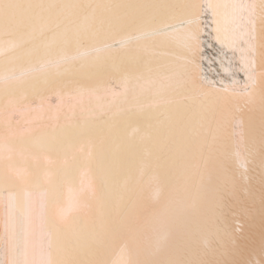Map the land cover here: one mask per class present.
I'll return each instance as SVG.
<instances>
[{"label": "snow or ice", "instance_id": "snow-or-ice-1", "mask_svg": "<svg viewBox=\"0 0 264 264\" xmlns=\"http://www.w3.org/2000/svg\"><path fill=\"white\" fill-rule=\"evenodd\" d=\"M98 12V22L93 24ZM78 18L84 23L76 24ZM46 32L52 35L45 36ZM119 32L124 35L117 37ZM25 43L31 44L34 54L26 61L27 66L19 65L16 55L0 60L6 69V74L0 76V85L8 95L6 111L0 109V115L7 116L5 132L0 134L4 141L0 152L7 156L0 155V159L11 160L14 149L10 141L52 146L61 141L67 129L98 127L96 141L88 138L63 143V160L44 157L48 164H66L69 156L75 159L83 154L77 168L79 187L68 175L62 176L65 204L56 203L54 209L60 224L67 223L70 214L90 222L97 207L92 175L94 149L97 143H105L106 128L112 134L113 157L121 147L129 152L123 181L110 176L108 193L117 200L124 199L123 191L129 195L138 193V199L133 201V211L123 219L117 213L115 218L102 221L98 230H92L87 252L79 251L85 259L78 260L69 258L75 250L64 246L59 225L48 223L47 191L39 193V212L35 215L32 193L25 191L24 207L20 209L16 194L8 191L0 196V264H101L89 257L99 256L105 250L114 256L105 264H158L155 257L168 249L172 225L184 210L186 198L171 197L161 210L151 212L143 220L136 207L148 212L145 200H151L152 205L160 203V192L146 197L140 180L144 168L160 167L165 158L157 152L150 165L148 158L153 157V152L148 143L162 147L173 136V129L162 133L161 128L165 121L171 122L169 106L175 103L177 95L181 99L213 97L202 108L197 122L202 126L204 112L211 113L204 132L205 137L211 132V139L205 138L193 147L189 138L182 136L176 143L184 147L177 146L175 150L181 153V166L199 174L195 203L200 219L194 223L199 225L210 214L221 226L217 237L221 242L223 237L228 239L227 248L214 264H264V0L107 5L0 0V57ZM4 45L10 47L5 49ZM214 48L213 55H208V50ZM257 58L261 84L258 128L253 114L245 131V121L238 115L233 117L232 109L239 113L247 108L254 113L249 106L255 101ZM93 100L105 103L93 104ZM134 108L141 112L151 110V117L156 118L155 124L148 123L147 130L140 134L138 152L118 133L113 134L117 127L114 118ZM213 118L217 122L215 130L210 127ZM229 124L233 128L231 133ZM195 135L199 137L200 133ZM257 156L258 195L251 187L254 177L249 168ZM172 160L175 162V157ZM137 163L140 175L134 186L128 188ZM230 163L233 168H229ZM120 171L117 164L113 172L118 176ZM51 175L45 173L46 183ZM158 180L155 173L150 178ZM238 191L245 201L237 198ZM225 198H232L234 204L226 205ZM257 203L259 232L253 230L245 237L240 234L236 209L241 208L251 218ZM229 216L237 221L235 228H230ZM149 232L154 236L152 244L147 243ZM204 240V248H187L190 258L186 262L177 256L169 264H210L207 257L215 255V250L208 246L207 236Z\"/></svg>", "mask_w": 264, "mask_h": 264}, {"label": "bare ground", "instance_id": "bare-ground-1", "mask_svg": "<svg viewBox=\"0 0 264 264\" xmlns=\"http://www.w3.org/2000/svg\"><path fill=\"white\" fill-rule=\"evenodd\" d=\"M22 3L27 2H43V3H91V4H127V3H166L172 2V0H20ZM200 3L202 0H195ZM212 3H231L232 0H210ZM99 12L97 13V19L92 21L93 24L98 22ZM76 24L84 23L80 18L75 21ZM215 27V24L212 25ZM259 28V26H258ZM127 31V29H125ZM51 32H46L45 36H51ZM117 37L124 35V32L116 34ZM216 33L213 32V36ZM259 35V32H258ZM214 45L215 41H210ZM10 45H4V48H9ZM218 48L219 46L216 45ZM31 44L25 43L24 45L15 48L13 51L5 52V56L0 57V60L6 58L9 55H16L19 57L18 64L27 66L26 61L29 58H34V54L31 53ZM216 49L208 50V55H213ZM239 55V54H238ZM237 55V58H238ZM223 58V57H222ZM229 58L230 54H229ZM92 71V69H87ZM260 67L259 58H257V84L254 90L255 101L251 107L254 113H250L247 108L237 113L235 109H232L233 117L239 116L245 121V131H247L248 118L250 115L255 116L256 126L258 128L259 121V105H260ZM6 74V69L3 64H0V76ZM240 78L243 79V73H240ZM211 76V73H210ZM250 91H253L250 89ZM220 95H223L222 93ZM8 99V95L4 91V86L0 85V109H5V102ZM213 97H200L193 99H181L179 95L175 98V103L169 106V115L171 122L165 121L164 126L161 128V132H165L167 129H173L174 134L170 137L166 143L161 146H154L151 142L148 143V147L153 152V157L148 158V162L151 165L153 158L157 152H160L165 158L160 161V167L149 166L143 169V176L140 180V188L145 190V196L147 197L150 193L160 192L159 201L156 205L151 204V200H145L144 203L148 205V212H145L143 207L139 205L136 207V213L141 220L145 216L150 215L151 212L159 211L169 201L171 197L180 196L186 198L184 210L178 213V218L172 225V238L168 249L160 251L155 260L158 264H169V261L175 259L177 256L184 262L190 257L187 252L188 247L192 248H204L205 247V236L209 239V245L211 249L215 250V255L209 254L207 260L210 264H214V261L219 257L220 252L227 248L228 239L227 237L219 239L216 235L218 229L221 227L209 214L207 219L199 225L196 221L200 219V213L195 203V197L197 193V185L199 183V174L194 173L191 168L181 166V153L177 152L176 147L183 149L182 143L177 144L176 142L181 140L182 136H187L191 141L193 147H195L199 141L205 138L211 139V132L208 136H204L205 129L209 127L207 120L211 115L209 112H204L205 122L201 126L197 122L200 117V113L203 107L209 105ZM93 104L105 103L104 100H93ZM243 108V105H241ZM218 111V106L217 109ZM151 110L139 111L133 109L132 111H126L121 115L115 117L117 127L113 130V134L118 133L119 137L125 143H131L134 151L140 149V134L146 131V125L148 123L155 124V117H151ZM164 119V117H158ZM6 115H0V134L5 132ZM216 119H212L211 129L216 128ZM138 129V131H137ZM180 129L179 133L175 130ZM191 129V131H190ZM233 130L232 125L229 124L228 132L231 133ZM200 133V136L195 135L196 132ZM105 135L107 137L103 145L96 144L94 149V163L92 165V175L96 181V201L97 207L92 214L91 221H86L82 216L79 218L76 214H70L68 222L60 224L55 217L54 204L59 203L61 206L65 204V182L62 176L68 175L75 181V186L79 187L78 177V162L83 154H78L75 159L71 156L67 158V163H53L48 164L45 162L44 157L47 156L52 160H63L64 156L61 152V146L63 143L69 141L76 143L80 140L86 141L88 138L96 141L99 136V128L92 126L87 128H75L65 130V136L55 145L44 146L42 144H36L32 142L21 143L19 141H10L14 149L11 160L5 158L0 159V196H3L6 192L12 191L17 196V206L23 209L25 202V191L32 193V203L34 215L39 212L40 196L41 191H47L46 197L47 203V219L50 226L59 225L61 231V239L65 247L75 250V254L70 253L69 258L78 260L85 259L84 256L79 255V251L83 249L87 252V242L90 240L92 230H98L99 224L102 221H107L115 218L117 213L121 219H123L128 213L133 211V201L138 199L137 194H131L127 191H123L121 194L124 196L123 200H117L115 196H110L108 193V178L111 176L118 181L122 182L125 176V169L128 164L129 152L124 147H121L120 151L116 154V158L113 157L112 148V134L107 132L105 128ZM258 139V137H257ZM4 143L0 140V144ZM257 143V147H258ZM87 144L85 143V153L87 152ZM0 155L7 156V153L0 152ZM172 157H175L173 162ZM11 164V170L9 169ZM119 164L120 173L116 176L113 172L114 167ZM229 168H233L234 164H229ZM250 175L254 177L251 187L256 191L258 195L259 190V157L255 158V162L249 165ZM52 173L49 177L48 182H45V173ZM141 168L137 163L133 171V180L128 184V188H132L135 184V179L140 175ZM159 177L158 181H150L153 174ZM87 180V177H84ZM55 186V191L53 187ZM185 189H187L185 191ZM237 198L240 201H245L246 198L242 192L237 193ZM225 204L232 206L234 200L232 198H225ZM238 212V224L240 234L247 237L249 233L255 230L258 234L260 216H259V204L257 203L255 211L252 213L251 218L245 216L241 208H237ZM230 228H235L237 221H234L229 216ZM253 225L255 228L253 229ZM194 237V240H193ZM154 242V236L149 232L148 244ZM223 244V247H222ZM147 246V245H146ZM114 256L111 252L105 250L101 255L96 257H89L91 260H99L101 264L110 262Z\"/></svg>", "mask_w": 264, "mask_h": 264}]
</instances>
